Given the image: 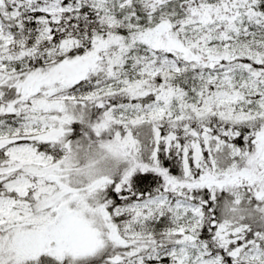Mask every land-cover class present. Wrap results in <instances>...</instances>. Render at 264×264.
Here are the masks:
<instances>
[{"label": "snow or ice", "instance_id": "6c2138e0", "mask_svg": "<svg viewBox=\"0 0 264 264\" xmlns=\"http://www.w3.org/2000/svg\"><path fill=\"white\" fill-rule=\"evenodd\" d=\"M0 264H264V0H0Z\"/></svg>", "mask_w": 264, "mask_h": 264}]
</instances>
